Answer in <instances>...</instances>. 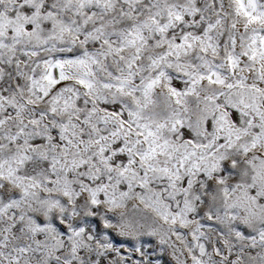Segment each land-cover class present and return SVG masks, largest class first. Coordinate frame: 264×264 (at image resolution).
Listing matches in <instances>:
<instances>
[{"label":"snow or ice","instance_id":"1","mask_svg":"<svg viewBox=\"0 0 264 264\" xmlns=\"http://www.w3.org/2000/svg\"><path fill=\"white\" fill-rule=\"evenodd\" d=\"M0 264H264V0H0Z\"/></svg>","mask_w":264,"mask_h":264}]
</instances>
